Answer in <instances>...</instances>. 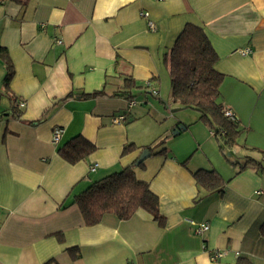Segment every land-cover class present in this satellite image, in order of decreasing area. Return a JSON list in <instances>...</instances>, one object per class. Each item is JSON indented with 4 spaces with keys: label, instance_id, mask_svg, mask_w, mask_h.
Wrapping results in <instances>:
<instances>
[{
    "label": "crops",
    "instance_id": "0c3cea01",
    "mask_svg": "<svg viewBox=\"0 0 264 264\" xmlns=\"http://www.w3.org/2000/svg\"><path fill=\"white\" fill-rule=\"evenodd\" d=\"M23 1L0 0V47L13 66L5 92L0 60V264H236L238 258L264 264V173L224 163L196 111L188 124L168 103L170 116L149 99L170 88L163 57L184 26L200 27L218 56L214 69L224 76L218 102L242 131L232 147L237 162L258 160L264 0ZM126 80L134 84L129 91ZM98 91L106 96L78 98ZM121 93L133 97L131 108ZM12 99L25 103L14 110L19 117L9 114ZM117 116L125 120L116 123ZM54 128L63 131L58 145L51 142ZM188 130L191 137H177ZM76 136L95 151L69 164L58 149ZM160 139L164 144L155 146ZM128 144L137 150L122 156ZM151 147L165 153L149 152L134 173L157 196L163 226L144 210L125 221L105 214L85 226L73 197ZM200 169L218 172L221 194L196 184L192 173ZM204 222L208 231L196 235L193 224ZM215 252L221 257L212 261Z\"/></svg>",
    "mask_w": 264,
    "mask_h": 264
},
{
    "label": "trees",
    "instance_id": "16d2710c",
    "mask_svg": "<svg viewBox=\"0 0 264 264\" xmlns=\"http://www.w3.org/2000/svg\"><path fill=\"white\" fill-rule=\"evenodd\" d=\"M17 5H23V0H11ZM0 60L6 67L3 80L5 92L13 76V66L6 49L0 47ZM218 56L212 48L204 31L197 26L186 24L175 40L173 47L164 55L163 63L167 69L170 83V98L176 110H194L199 114V119L210 129L216 138L224 140L225 144L232 148L237 144L241 132L237 129L236 121H230L224 116V108L218 102L219 88L224 76L214 69ZM132 81H124V88L129 91L133 88ZM106 96L103 91L82 94L81 99H93ZM125 101L131 102L133 97L129 93L119 95ZM67 98H73L69 94ZM11 113L20 116L16 100ZM41 122L35 121L32 125ZM164 139L155 146H162ZM137 150L134 144L124 146L121 155L125 156ZM152 156L165 153V149L153 153V148H148ZM256 151V149H250ZM95 151V147L81 136H76L58 149L59 156L69 164H75L86 159ZM260 160L246 157L244 162L234 163L238 172L247 168L254 169L257 173H264V152L259 151ZM233 165V164H232ZM144 169L143 162L131 164L117 173L94 182L85 191L73 197L75 204L82 216L84 225L92 227L100 223L105 214H112L119 220L130 219L138 210H144L150 214L158 225L163 226L164 217L158 210V198L154 195L147 183L136 179L134 170ZM196 184L209 193L223 192L225 181L215 170H197L192 173ZM72 257L76 256L77 249L68 250ZM236 264H251L245 258H238Z\"/></svg>",
    "mask_w": 264,
    "mask_h": 264
},
{
    "label": "rangeland",
    "instance_id": "374dc122",
    "mask_svg": "<svg viewBox=\"0 0 264 264\" xmlns=\"http://www.w3.org/2000/svg\"><path fill=\"white\" fill-rule=\"evenodd\" d=\"M166 88V87H165ZM169 89L168 88V91H167V94H165L164 96L162 95V98L159 97V98H154V97H149L150 101L152 102V105L154 106L155 109H158L159 111L161 112H165L167 116H170V113L169 111L167 110V108L165 107V104L168 103L169 107L172 109V110H175V105H173L171 103V98H170V95H169ZM169 92V93H168ZM162 101H161V100ZM166 109V110H165ZM195 112L191 111V110H176L175 112H172V115H175V118L176 117H179L181 116L188 124H190V122H192V118L194 117V114ZM168 119H171V117H168ZM204 129L206 130L207 132V135L209 137H211L212 141H213V144L216 145L215 148L217 149V152H218V157L220 159H222V161L224 163H228L229 165H231L230 163L234 164V163H237V156L235 154V150L232 149V148H229L224 140H222L221 138L219 137H215L214 135H211V129L206 125L204 124ZM187 133H182L180 135H178L177 137H181L179 139H183L184 137H191L190 135V130L186 131ZM151 136H155L153 133L151 134ZM239 138V137H238ZM161 140V139H160ZM238 140V139H237ZM243 152V151H242ZM259 153V152H258ZM237 154L239 155V153L237 152ZM260 155V154H259ZM261 159V156L258 160ZM230 162V163H229Z\"/></svg>",
    "mask_w": 264,
    "mask_h": 264
},
{
    "label": "built area",
    "instance_id": "2783aa9c",
    "mask_svg": "<svg viewBox=\"0 0 264 264\" xmlns=\"http://www.w3.org/2000/svg\"><path fill=\"white\" fill-rule=\"evenodd\" d=\"M142 17L147 20L149 29L153 31L154 30V24H153L152 21L149 20L148 13H143ZM57 43H59V41ZM249 52L250 51L248 49H245L244 51H241V53L244 54V55L248 54ZM149 86H150V83L147 82L145 84V88L149 89ZM151 93L153 95L157 94L156 91H154V90H152ZM129 103H130L129 107L131 108L133 106V103H132V101L129 102ZM17 106H18L19 109L22 110L25 107V103L20 101V102L17 103ZM223 113H224V116L227 117L230 121H236L234 116H233V114L230 111L224 110ZM124 120H125V118L123 116H117V117L114 118L113 121L116 122V123H121ZM62 132L63 131H62L61 128H54V130L52 131V135H51V142H52L53 145H58L60 143ZM95 168H96L95 165L91 166L90 167V171H94ZM193 226H194V231H195L196 235H198V236H202L209 229V224L206 223V222L199 223V224H193ZM220 257H221V253L220 252H215V253L210 254V259L212 261H215L216 259H218Z\"/></svg>",
    "mask_w": 264,
    "mask_h": 264
},
{
    "label": "water",
    "instance_id": "95a60500",
    "mask_svg": "<svg viewBox=\"0 0 264 264\" xmlns=\"http://www.w3.org/2000/svg\"><path fill=\"white\" fill-rule=\"evenodd\" d=\"M179 130L180 128H177L174 133L177 134ZM149 156H150L149 150L148 149L143 150L135 164L138 165L139 163L145 161Z\"/></svg>",
    "mask_w": 264,
    "mask_h": 264
}]
</instances>
